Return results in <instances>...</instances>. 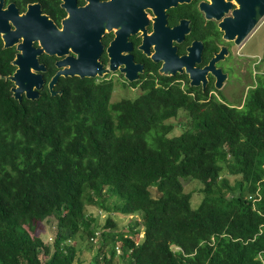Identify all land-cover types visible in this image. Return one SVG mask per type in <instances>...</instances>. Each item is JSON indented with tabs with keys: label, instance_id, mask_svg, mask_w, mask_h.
I'll use <instances>...</instances> for the list:
<instances>
[{
	"label": "trees",
	"instance_id": "16d2710c",
	"mask_svg": "<svg viewBox=\"0 0 264 264\" xmlns=\"http://www.w3.org/2000/svg\"><path fill=\"white\" fill-rule=\"evenodd\" d=\"M160 84L113 101V83L75 77L62 95L20 102L0 77V264H264V75L242 107ZM182 110L190 126L170 136ZM184 177L204 185L197 208ZM110 195L141 218L99 230L87 263L72 241L94 243L86 207ZM52 215L50 245L34 234Z\"/></svg>",
	"mask_w": 264,
	"mask_h": 264
},
{
	"label": "flooded vegetation",
	"instance_id": "af4514ba",
	"mask_svg": "<svg viewBox=\"0 0 264 264\" xmlns=\"http://www.w3.org/2000/svg\"><path fill=\"white\" fill-rule=\"evenodd\" d=\"M238 7L237 0H0V77L11 83L13 96L9 77L23 73L21 101L62 95L82 77L61 74L56 94L51 80L81 64L97 74L85 77L96 82L140 88L145 80L161 85L166 79L218 98L233 76L245 73L240 59L246 57L233 49L238 34L230 36ZM223 48V58L212 64ZM189 66L198 70V84L191 83ZM133 70L137 78L130 81ZM218 75L225 77L221 87ZM259 75L241 76L253 82L247 92ZM27 85L36 99L28 97Z\"/></svg>",
	"mask_w": 264,
	"mask_h": 264
},
{
	"label": "rangeland",
	"instance_id": "374dc122",
	"mask_svg": "<svg viewBox=\"0 0 264 264\" xmlns=\"http://www.w3.org/2000/svg\"><path fill=\"white\" fill-rule=\"evenodd\" d=\"M234 52L243 53L246 57L244 59H240L241 61V70L245 73H252L257 75L260 73H264V18L261 22L257 25L255 30L249 35V37L245 40L243 44L240 46H235ZM238 56V54H236ZM245 73H240L243 76ZM241 76L236 75L232 77L229 84L226 86L223 93L218 96V99L229 104L238 107H242L244 103V99L247 94V84H253L251 81H246L245 83L242 82L243 78ZM248 79V78H247ZM246 79V80H247ZM115 89L113 92V101H118L122 98H130L135 99L140 94V88L133 87L129 88L123 84H116L114 85ZM167 122L172 123L174 125V130L170 134V136L179 135L184 130L188 129L190 126V116L184 110L180 111V113ZM230 181L234 183L236 180L235 176L229 177ZM182 182L184 185V189L186 192H189L192 195V206L193 208H197L201 203L204 195L201 191L203 188V183L197 179H193L191 177H184L182 178ZM152 193H156L155 189H151ZM124 202L123 199L119 198L117 195L108 196L102 205L98 204H89L86 207V211L90 214L94 221L92 223V228L94 230H101V231H113L114 232H125L128 233L130 229L135 226V222L138 221L141 216L140 214L134 215H125L120 213L116 209L117 204H121ZM111 218L115 223L116 227L114 229L106 228L107 220ZM41 226L37 228V231L34 235H40L42 240L52 245L54 235L57 228V218L56 216L52 215L45 219L41 224ZM143 231L139 236V239L142 238ZM81 237H78L77 241L73 240V243H76V247L78 249V256L83 259L85 262L90 263L91 258L96 256V252L103 243V237L94 243L87 239V235L85 233L80 234ZM104 244V243H103ZM119 247V245H117ZM117 254H120V249H117ZM80 249H82L80 251ZM80 251V252H79ZM109 256V254H108ZM126 260L123 257H115L114 262L116 264H126ZM93 264V263H90Z\"/></svg>",
	"mask_w": 264,
	"mask_h": 264
},
{
	"label": "water",
	"instance_id": "95a60500",
	"mask_svg": "<svg viewBox=\"0 0 264 264\" xmlns=\"http://www.w3.org/2000/svg\"><path fill=\"white\" fill-rule=\"evenodd\" d=\"M239 3V7L235 10V16L231 19L230 23V36H235L238 34V37L236 39V44L240 46L245 42V40L251 35V33L255 30L257 25L261 22V20L264 18V0H237ZM225 53V48L222 49V51L217 54V56L213 59V62L216 60H220L223 58ZM17 63L18 60H15ZM97 65H94V68H96ZM115 67V66H113ZM140 67V66H139ZM83 64L78 66V70H63L59 71L51 80L50 87L53 94H56V92L53 90V85L57 82L58 78L61 76V74H64L65 76L68 75H79L82 78L85 77H95L97 74L95 72L87 73L84 69ZM163 70V69H162ZM164 71V70H163ZM187 72L190 73L191 77V83L192 84H198V81L196 79V74L198 70L193 69L192 67H187ZM218 81L217 86H222V80L223 76L218 75ZM22 77L23 73H21L19 70L9 78L15 82L16 86L12 88L13 91V97L21 101V92L24 90L23 87H20V84L22 83ZM27 78H31L29 75ZM126 78L130 81H134L137 78V74L135 70H133V74H127ZM31 80V79H29ZM27 95L29 98L36 99L39 94L37 92H33V89L31 88V85H27Z\"/></svg>",
	"mask_w": 264,
	"mask_h": 264
},
{
	"label": "built area",
	"instance_id": "2783aa9c",
	"mask_svg": "<svg viewBox=\"0 0 264 264\" xmlns=\"http://www.w3.org/2000/svg\"><path fill=\"white\" fill-rule=\"evenodd\" d=\"M100 231L98 230V231H96V233H95V235L93 236V237H91V240L94 242V241H97V239L99 240V238H100ZM117 249H119V248H117Z\"/></svg>",
	"mask_w": 264,
	"mask_h": 264
}]
</instances>
